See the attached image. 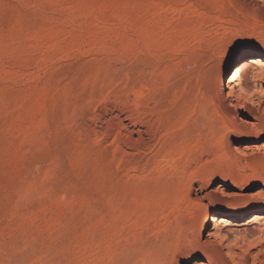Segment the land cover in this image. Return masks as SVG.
<instances>
[{
  "label": "rangeland",
  "instance_id": "1",
  "mask_svg": "<svg viewBox=\"0 0 264 264\" xmlns=\"http://www.w3.org/2000/svg\"><path fill=\"white\" fill-rule=\"evenodd\" d=\"M250 52L263 0H0V264L202 260L209 214L264 207V97L223 87ZM231 228L264 264V224Z\"/></svg>",
  "mask_w": 264,
  "mask_h": 264
},
{
  "label": "bare ground",
  "instance_id": "2",
  "mask_svg": "<svg viewBox=\"0 0 264 264\" xmlns=\"http://www.w3.org/2000/svg\"><path fill=\"white\" fill-rule=\"evenodd\" d=\"M250 53L254 56L245 60L241 66L244 73H253L250 83H246L238 89H234L232 86L230 87L229 83L223 85V87L228 88L227 91H224V96L230 98L234 106L240 103L254 106V102L259 96L264 97V86L258 84L257 81L258 78L264 77V58L259 52ZM242 122H245L247 126H254L252 118L243 119ZM257 146L262 150L264 155V142H262L260 146L248 144L244 147L253 150ZM242 219L243 217H229L226 213L219 214L216 212L209 214L203 221L200 232L196 233L194 237L189 238L191 246L200 249L203 253V259L197 261L196 264H231L234 262L237 258L235 250L231 248L230 245L223 244L221 242L222 239L230 233L232 230L231 226L233 225L238 228H246L247 226L252 227L253 225L264 224V207L258 211L251 212L244 222L239 223L238 221H242ZM203 260L205 262H203Z\"/></svg>",
  "mask_w": 264,
  "mask_h": 264
},
{
  "label": "snow or ice",
  "instance_id": "3",
  "mask_svg": "<svg viewBox=\"0 0 264 264\" xmlns=\"http://www.w3.org/2000/svg\"><path fill=\"white\" fill-rule=\"evenodd\" d=\"M230 55H233V54L230 53ZM234 55H235L236 57H239V56L244 55V52H243V50H240V51H237Z\"/></svg>",
  "mask_w": 264,
  "mask_h": 264
}]
</instances>
